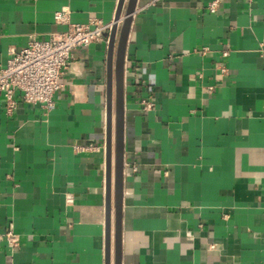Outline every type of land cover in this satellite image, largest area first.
I'll return each mask as SVG.
<instances>
[{"label":"crops","instance_id":"1","mask_svg":"<svg viewBox=\"0 0 264 264\" xmlns=\"http://www.w3.org/2000/svg\"><path fill=\"white\" fill-rule=\"evenodd\" d=\"M212 1L136 2L120 264H264V0H220L210 14ZM118 3L0 0V68L11 49L65 31L56 12L112 24ZM107 52L105 40L75 49L49 110L16 93L7 114L0 93V264H113ZM7 230L19 238L14 252Z\"/></svg>","mask_w":264,"mask_h":264},{"label":"built area","instance_id":"2","mask_svg":"<svg viewBox=\"0 0 264 264\" xmlns=\"http://www.w3.org/2000/svg\"><path fill=\"white\" fill-rule=\"evenodd\" d=\"M244 1L247 4L252 2ZM219 5L220 0H213L206 10L215 14ZM53 18L55 24L65 27V31L51 35L46 41L32 39L20 50L11 49L5 65L0 68V93L7 114L16 107V93L26 104L38 105L44 110L52 108L53 95L60 88L61 77L70 67L73 51L104 40L107 42L113 25L99 20L74 23L66 8L56 12ZM220 70L225 72L223 68ZM142 105L144 111L152 108L148 102H142ZM89 149L80 148L82 151ZM1 237L11 252L19 247V238L13 231L7 230Z\"/></svg>","mask_w":264,"mask_h":264},{"label":"water","instance_id":"3","mask_svg":"<svg viewBox=\"0 0 264 264\" xmlns=\"http://www.w3.org/2000/svg\"><path fill=\"white\" fill-rule=\"evenodd\" d=\"M137 0H119L116 16L108 35L106 102V185H113V264L121 262V210L124 132V57L132 15ZM123 12V16H121ZM106 245L110 244V191L106 201Z\"/></svg>","mask_w":264,"mask_h":264}]
</instances>
